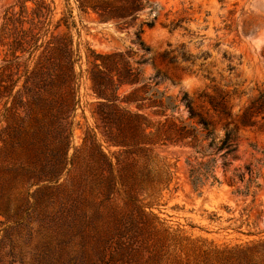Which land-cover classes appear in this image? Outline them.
<instances>
[{
    "label": "trees",
    "instance_id": "trees-1",
    "mask_svg": "<svg viewBox=\"0 0 264 264\" xmlns=\"http://www.w3.org/2000/svg\"><path fill=\"white\" fill-rule=\"evenodd\" d=\"M28 1L34 5L30 9L24 6ZM76 3L81 14H94L99 22L113 23L121 31L134 30L135 50L96 53L86 48L83 70L80 45L75 46L66 34H56L62 20L53 25L51 4L45 0H17L6 13L1 28L6 53L0 67V103L2 119L12 126L11 146L17 148L19 156L13 154V159L18 156L16 165L0 167V172L8 175L9 185L0 215L9 219L10 193L21 190L24 205L31 200L33 203L27 215L19 216L15 223L37 224L38 231L29 229L30 239L42 237L45 243L40 250L15 253L13 248L0 257V264H42L52 259L53 237L74 227L77 201L73 197L93 192L102 198L99 206L106 213L91 219L102 222L105 240L93 254L85 252L83 264H264V239L221 251L211 249L213 243H209L205 249L206 241L172 231L151 212L155 200L172 182L167 167L159 166L155 149L191 150L185 164L189 183L198 195L207 184L220 185L215 170L231 164L239 134L264 126V90L239 92L231 83H223L222 76L217 81L203 63L193 72L204 79L202 89L193 97L169 96L161 90L167 77L156 62L167 67L188 65L185 69L191 71L197 58L188 55L184 45H167L162 53L153 54L143 42L144 29L154 28L161 16L155 0ZM144 13L148 14L146 19H142ZM181 25V20L171 22L169 32L182 29ZM209 58V54H203L200 59L206 62ZM222 59L228 62L227 70L233 72V58L224 53ZM148 65L153 68L150 75L146 72ZM82 79L89 83L97 107L93 113L95 128L86 133L82 145L85 147L90 139L95 148L93 164L80 175L75 163L81 149H74L70 158L68 153ZM244 97L247 101L234 112L233 101L241 103ZM181 107L185 117L180 115ZM95 130L108 147L119 151L103 153L94 144ZM1 141L4 150L8 142ZM251 148L264 158V151ZM44 155H48L45 162ZM256 163L264 167L263 161ZM255 167L249 164L244 173L236 175L243 188H235L234 195L246 197L250 185L258 186L260 170L253 171ZM46 195L51 202L44 203L47 205L42 212L35 210L37 215L32 220L29 210L38 207L39 199ZM117 200L122 201L119 212L113 209ZM1 240L0 253L6 245L5 238Z\"/></svg>",
    "mask_w": 264,
    "mask_h": 264
},
{
    "label": "rangeland",
    "instance_id": "rangeland-1",
    "mask_svg": "<svg viewBox=\"0 0 264 264\" xmlns=\"http://www.w3.org/2000/svg\"><path fill=\"white\" fill-rule=\"evenodd\" d=\"M16 1L0 0V67L6 53V48L1 44V28L6 13ZM45 1L53 6V25L62 20L56 34H66L72 38L75 46L80 45L83 70L86 68L84 64L86 48L96 53H109L128 48L135 50L134 30L121 31L113 23L99 22L94 14H81L77 10L76 0ZM155 2L161 16L154 28L144 29L141 35L143 42L151 48L153 54L162 53L167 49V45H172L173 48L184 45L187 54L197 58L191 71L185 69L188 65L167 67L156 62L157 68L167 77L161 85V90L167 95L181 97L188 94L193 97L205 83L201 75L193 73L203 63L217 81H220L222 76L223 83H231L239 92L250 94L253 89L264 90V0H155ZM24 6L30 9L34 5L28 1ZM14 11H18V7H15ZM147 16L148 14L144 13L142 19H146ZM153 16L154 14L149 20ZM179 20L182 21V29L170 33L168 28L170 23ZM224 53L233 58L231 64L234 67L233 72L227 70L228 62L222 59ZM203 54L210 55L206 62L200 59ZM146 72L148 75L152 74L153 68L148 65ZM79 98L80 106L76 111V125L68 158L73 155L74 149H81L75 167L78 168L79 174L83 175L93 164L92 158L95 155V148L89 138L86 146L82 145L86 133L95 128L93 113L97 107V101L85 79L81 81ZM246 101L247 97H244L241 103L235 99L232 103L234 112ZM2 115L3 105L0 103V167H10L12 164L16 165L19 154L17 148L11 146L12 126L2 119ZM180 115L183 117L186 115L182 107ZM95 132L94 144L99 146L103 153L111 155L119 151L117 148L108 147L99 131ZM1 140L8 142L4 150H1L4 147ZM237 144L238 150L235 157L230 160L231 164L224 169L217 166L215 170L220 185L207 184L200 190V195L192 190L187 176L185 161L192 155L191 150L182 147L155 149L159 166H166L172 174L169 188L161 192L151 211L165 227L172 231L180 230L182 235L192 240L206 241L205 249L210 247L209 243H213L210 248L218 251L264 239V167L256 163L257 160L264 163V158L251 148L255 146L259 152L264 151V126L242 131ZM14 153L18 155L15 159ZM47 156H42L43 162ZM19 160L23 159L19 157ZM249 164L256 166L252 168L253 171L260 170V176L256 181L258 186L250 185L249 195L246 197L234 195L235 188H243V183L238 181L236 175L244 173V168ZM7 180L8 175L0 172V205L6 202L9 195ZM246 180L247 176L243 182ZM20 192L21 190H17L10 193L12 211L9 213V219L0 215V240L5 238L6 244L0 257L13 248L15 253L21 250H40L45 243L42 237L30 239L29 229L38 231L37 224L15 223L19 221V216L27 215L26 210L33 203L31 200L28 206L24 205L19 196ZM73 198L77 201L73 212L74 227L62 235L53 237L51 248L54 256L42 264H83L85 252L93 254L105 240L102 222L91 219L102 217L106 213V210L99 206L102 198L96 192ZM48 200L51 202L47 195L40 198V204H37L39 206L29 210L32 220L36 213L42 212L43 206L47 205L44 203ZM121 207V200L113 204L115 212H119L118 208Z\"/></svg>",
    "mask_w": 264,
    "mask_h": 264
}]
</instances>
